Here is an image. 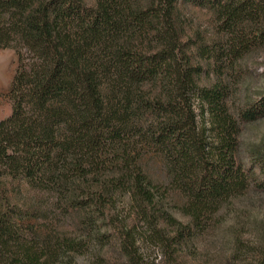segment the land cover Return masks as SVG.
I'll list each match as a JSON object with an SVG mask.
<instances>
[{
    "label": "trees",
    "instance_id": "obj_1",
    "mask_svg": "<svg viewBox=\"0 0 264 264\" xmlns=\"http://www.w3.org/2000/svg\"><path fill=\"white\" fill-rule=\"evenodd\" d=\"M181 5L213 11L222 39L193 49L178 26ZM262 17L264 0H0V48L18 59L12 114L0 121V264L49 258L33 221L52 214L98 234V201L117 194L145 226L127 230L130 263L146 264L143 236L158 241L164 264H184L220 207L252 182L264 189V140L251 167L238 159L242 125L264 117V96L232 111L222 80L251 48L246 22L264 40ZM191 50L214 61L221 80L202 85ZM149 153L164 163V182L149 172ZM165 186L180 193L190 223L165 208ZM63 240L55 247L77 246ZM251 255L240 264H264V252Z\"/></svg>",
    "mask_w": 264,
    "mask_h": 264
},
{
    "label": "rangeland",
    "instance_id": "obj_2",
    "mask_svg": "<svg viewBox=\"0 0 264 264\" xmlns=\"http://www.w3.org/2000/svg\"><path fill=\"white\" fill-rule=\"evenodd\" d=\"M143 3L147 0H141ZM93 6L95 0H88ZM263 22L264 18L262 17ZM220 19L209 9L194 6H179L178 26L183 29L185 41L195 43L196 49L201 42L213 43L222 39ZM262 21V20H261ZM244 28L251 42V48L244 55L235 58L234 64L225 72L224 80L231 87L229 105L232 111L251 106L264 96V40L257 41L254 36L256 26L250 22ZM225 39V35H223ZM194 66L201 69L200 83L211 86L221 80L216 74L214 61L203 57L196 50L190 51ZM17 54L14 49L0 48V121L12 114V102L7 93L17 69ZM264 140V117L252 123L242 125L239 164L251 167V151ZM147 156L149 172L160 182L167 178L164 163L154 153ZM257 171V169H256ZM257 175L259 171L256 172ZM258 179V178H257ZM260 180V179H259ZM165 198V208L182 223H190V218L181 209L184 199L179 192L170 187ZM105 204V205H104ZM126 200L120 194L112 201L99 202L104 212L97 223L98 234L91 235L85 228H78L69 218L60 213L52 214L40 221H33V227L42 236H48L49 248L37 264H131L123 252L122 243L127 230L137 229L143 233L145 226L141 223L133 209L126 207ZM213 224L209 232L197 237L190 248L184 251L181 261L184 264H240L239 256H254L256 252H264V189L252 182L249 189L240 197L229 201L212 217ZM166 223L161 221L158 229ZM166 229V228H165ZM171 228L168 227V231ZM134 233L135 230L133 229ZM167 231V230H166ZM143 235V234H142ZM141 235V236H142ZM70 239L77 243L74 248L55 247ZM60 242V243H59ZM58 243V244H57ZM56 244V245H54ZM42 245V244H41ZM44 245V244H43ZM42 247L44 248L45 246ZM138 251L146 264H164L169 256L159 248L157 240L140 237L137 241ZM48 247H45V249ZM78 248V249H77ZM50 251V250H47ZM50 251V252H51Z\"/></svg>",
    "mask_w": 264,
    "mask_h": 264
}]
</instances>
